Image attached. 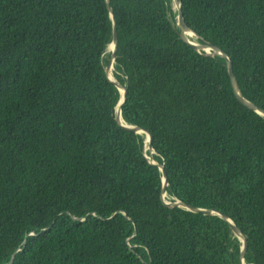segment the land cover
<instances>
[{
	"label": "trees",
	"instance_id": "16d2710c",
	"mask_svg": "<svg viewBox=\"0 0 264 264\" xmlns=\"http://www.w3.org/2000/svg\"><path fill=\"white\" fill-rule=\"evenodd\" d=\"M181 2L264 110V0ZM173 5L110 0L123 122L152 133L165 201L225 214L264 264V116ZM113 38L106 0H0V264H241L226 220L163 202L146 134L118 123Z\"/></svg>",
	"mask_w": 264,
	"mask_h": 264
},
{
	"label": "water",
	"instance_id": "95a60500",
	"mask_svg": "<svg viewBox=\"0 0 264 264\" xmlns=\"http://www.w3.org/2000/svg\"><path fill=\"white\" fill-rule=\"evenodd\" d=\"M107 4H108V8L111 12V17L113 19V23H114V38H113V42L110 45V50L112 51V55H111V60L109 65L106 68V75L108 80L115 84L117 86V88L120 90V92L122 93V98L120 100L119 103V107L117 110V116L116 119L118 121V123L124 127L125 129L129 130V131H133L135 133H145L146 134V143L148 144V150L150 152V156L147 158L149 159V162L152 163L153 165H156L160 168L161 172L163 173V190H162V200L163 202L169 206V207H184L187 208L188 210H191L193 212H199V213H203L205 215H217L220 216L221 218H223L224 220H226L233 232L235 233V235L240 239V241L243 243L242 246V251H241V264H245V255L248 251V246H249V241H248V237L238 228V226H236L233 221L228 218V216H226L225 214L217 211V210H209V209H202V208H196L193 206H189L181 201H176V202H168L165 201V196L167 194V187L169 185L168 182V175L165 169L164 165L159 164L155 159H154V146H153V135L150 131L146 130V129H142L140 127L137 126H128L125 125L122 119V109L127 101V96H128V90L122 86L121 84H119L117 82L116 79L112 80L110 77L111 74V68H114V63L116 61V54H117V46H118V33H117V24H116V20H115V16H114V12L112 7L110 6V0H106ZM176 9L178 11V17H177V26L180 29V37L183 41H185L188 45H190L192 48H194L196 51H198L201 54H204L205 56H221L223 58L226 59L227 64H228V70H229V75L231 78V82L233 85V89L234 92L236 94V96L238 97L239 101L246 106L247 108L259 113L260 115L264 116V110L258 108L254 103L248 101L242 94V91L240 89V86L238 84L237 78L234 74L233 71V65H232V61L231 59L217 46L211 45L207 42H205L204 44L198 43V42H194L182 29L180 22H182L187 28L188 30H190L194 35L195 38H200L196 32H194L192 29H190L185 20H184V16H183V12H182V2L181 0H173ZM171 22L173 23V21L171 20ZM174 25V24H173ZM175 27V26H174ZM149 137V139H148ZM75 221H82V219H78V218H74ZM14 259V257H13ZM12 263V262H11ZM9 263V264H11Z\"/></svg>",
	"mask_w": 264,
	"mask_h": 264
},
{
	"label": "bare ground",
	"instance_id": "6f19581e",
	"mask_svg": "<svg viewBox=\"0 0 264 264\" xmlns=\"http://www.w3.org/2000/svg\"><path fill=\"white\" fill-rule=\"evenodd\" d=\"M180 24H181V27H182L183 31H184L189 37H195V35H194L190 30H188V28H187L182 22H180ZM113 69H114V68L112 67V68H111V74H110V77H111L112 80L115 79L114 76H113V73H112ZM148 139H149V137H148Z\"/></svg>",
	"mask_w": 264,
	"mask_h": 264
},
{
	"label": "rangeland",
	"instance_id": "374dc122",
	"mask_svg": "<svg viewBox=\"0 0 264 264\" xmlns=\"http://www.w3.org/2000/svg\"><path fill=\"white\" fill-rule=\"evenodd\" d=\"M173 10L176 11V6H175V4L173 5ZM190 38H191L194 42H196L195 39H194L195 37H190Z\"/></svg>",
	"mask_w": 264,
	"mask_h": 264
}]
</instances>
